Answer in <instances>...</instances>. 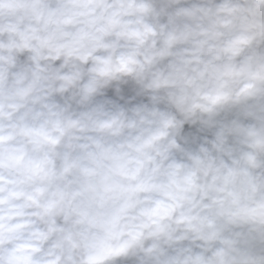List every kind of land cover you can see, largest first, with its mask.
<instances>
[{"label":"clouds","instance_id":"obj_1","mask_svg":"<svg viewBox=\"0 0 264 264\" xmlns=\"http://www.w3.org/2000/svg\"><path fill=\"white\" fill-rule=\"evenodd\" d=\"M0 264H264V0H0Z\"/></svg>","mask_w":264,"mask_h":264}]
</instances>
